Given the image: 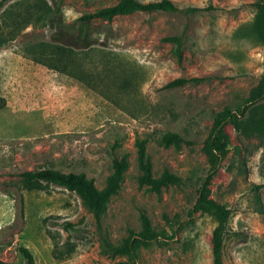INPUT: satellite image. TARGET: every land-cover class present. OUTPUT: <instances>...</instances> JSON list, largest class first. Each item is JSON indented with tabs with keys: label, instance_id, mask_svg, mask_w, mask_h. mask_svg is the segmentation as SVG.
<instances>
[{
	"label": "rangeland",
	"instance_id": "374dc122",
	"mask_svg": "<svg viewBox=\"0 0 264 264\" xmlns=\"http://www.w3.org/2000/svg\"><path fill=\"white\" fill-rule=\"evenodd\" d=\"M119 1L0 0V259L26 264L25 246L36 264H215L221 219L205 203L213 201L230 210L222 264H264V135L228 122L215 131L216 113L246 105L264 128V99L250 100L264 73L258 0H173L178 11L96 19L84 49L77 19ZM47 7L60 11L52 17ZM174 36L181 56L166 39ZM56 43L75 52L59 61ZM34 57L69 65L84 82ZM177 78L189 81L166 87ZM167 131L185 141L163 143ZM141 144L154 177L168 170L182 183H142ZM124 156L123 180L100 218L75 189L22 186L23 171L50 167L84 172L102 189ZM140 235L134 252L108 247Z\"/></svg>",
	"mask_w": 264,
	"mask_h": 264
},
{
	"label": "trees",
	"instance_id": "16d2710c",
	"mask_svg": "<svg viewBox=\"0 0 264 264\" xmlns=\"http://www.w3.org/2000/svg\"><path fill=\"white\" fill-rule=\"evenodd\" d=\"M257 7V15L253 22V27L255 32L264 45V0H258L254 3ZM180 7L173 0H156L151 2H143L141 0H120L118 3L99 8L94 12L84 14L80 16L77 21L79 22L80 35L79 39L83 43V48L89 49L91 44L87 41V33L89 25L92 21L96 19H113L116 16L131 14L138 11H178ZM193 10V8H192ZM59 8L52 9L47 7V13H50L52 17H55L59 13ZM53 27L62 26V24L51 23ZM58 34V33H57ZM56 34V35H57ZM167 40H175L176 48L175 52L178 56H181V39L177 36L168 37ZM47 47H49L46 44ZM51 47V46H50ZM54 47L57 49L56 53L59 55V61H64L67 57V53H74L71 44H59L56 43ZM77 53L75 54V56ZM57 56V55H56ZM54 56V57H56ZM48 57V56H47ZM49 58V57H48ZM53 58V57H50ZM36 62L48 66L50 69L62 72L64 74L70 75L71 77L77 78L84 82V79L80 78L77 74L72 73V69L68 68L69 65L64 67H58L47 61L45 57H34L32 58ZM70 64L74 63V59L68 61ZM196 80V79H193ZM189 79L187 78H177L166 84V87H177L182 86L187 83ZM89 86V85H88ZM258 93L256 97H253L251 102L254 104L259 99H264V73L262 80L257 87ZM7 105V100L4 96L0 95V110ZM250 105L243 106L241 109L233 110L231 108H226L224 111L216 113L215 131H222L221 125L224 122L230 123L238 133L245 135H254L257 132L260 135H264V128L257 121H251L248 113L251 111ZM161 141L163 143H176L180 144L185 141V138L177 132L167 131L162 137ZM214 143L216 149H220L221 146L218 143V139L214 138ZM140 157L143 164L144 174L141 176L140 181L145 184H150L154 189L160 190L163 186L170 183L181 184L182 178L175 173L165 170L160 177L156 178L152 175L151 164L147 161L144 163L145 148L144 145H140ZM114 172L109 175L106 179V185L104 188L99 189L93 179L87 177L84 172H64L56 168H42V169H32L26 170L21 173V182L24 189L27 190H42L49 192L53 185H61L71 189L77 190V192L85 199V202L89 206L90 210L93 212L96 218L106 211L107 204L110 201L112 195H114L123 180L124 172L128 167L127 157L124 156L121 159L117 157L113 160ZM207 209L214 214L217 218L221 219V223L214 231V263L222 264V249L224 235L227 234V223L230 217V210L226 206H222L213 201H205ZM21 212L24 214L23 208V198H21ZM70 225V223H66ZM144 238L148 239L152 236V229L149 220L144 217ZM142 235L136 237L133 240H127L123 245L115 246L113 244H108V247L112 249L115 253L120 252H134L137 248V244L140 242ZM20 251L26 259V264H36V259L33 252L25 247L21 246ZM0 264H7V262L0 259Z\"/></svg>",
	"mask_w": 264,
	"mask_h": 264
}]
</instances>
